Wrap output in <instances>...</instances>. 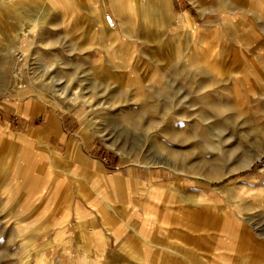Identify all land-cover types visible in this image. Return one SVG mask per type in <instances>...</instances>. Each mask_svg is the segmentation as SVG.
Instances as JSON below:
<instances>
[{
  "label": "rangeland",
  "instance_id": "1",
  "mask_svg": "<svg viewBox=\"0 0 264 264\" xmlns=\"http://www.w3.org/2000/svg\"><path fill=\"white\" fill-rule=\"evenodd\" d=\"M121 2L0 5V264H264V0Z\"/></svg>",
  "mask_w": 264,
  "mask_h": 264
},
{
  "label": "bare ground",
  "instance_id": "2",
  "mask_svg": "<svg viewBox=\"0 0 264 264\" xmlns=\"http://www.w3.org/2000/svg\"><path fill=\"white\" fill-rule=\"evenodd\" d=\"M22 1H25V0H0V4H5L6 5V4H12L14 2H22ZM138 1H139V8L145 9L146 6H147L146 0H138ZM159 1L161 2V0H159ZM113 8H114V11H115V13H116V15L118 17H120V18L122 17L124 20H126L125 18H128L127 11H126V9H124V7H122L121 0H113ZM128 10L131 11L129 8H128ZM93 12L95 13V15L98 16V19L100 20L99 21V25H97L96 31L99 32L100 34H102V37L105 38V39L115 38V36H116V28L117 27L114 26L115 25L114 19H112L113 24L110 25L107 22V20H106V15L107 14L106 13L104 14L103 11H102V8L99 7V6H94L93 7ZM144 16L146 17V16H148V14L144 13ZM104 21L109 26L108 28L105 27Z\"/></svg>",
  "mask_w": 264,
  "mask_h": 264
},
{
  "label": "crops",
  "instance_id": "3",
  "mask_svg": "<svg viewBox=\"0 0 264 264\" xmlns=\"http://www.w3.org/2000/svg\"><path fill=\"white\" fill-rule=\"evenodd\" d=\"M19 3H21V2H16L15 4H10V6H9V9H13V7L14 6H16L17 4H19ZM1 5V4H0ZM99 7H101L102 8V10L104 9V6H99ZM14 9H16V8H14ZM112 11H114V9L112 10ZM115 12V11H114ZM92 14V15H91ZM116 14V13H115ZM89 16H90V21H91V25H99V19H98V16L97 15H95V13L93 12V8H92V11L89 13ZM93 18H95L94 20H93ZM115 21V20H114ZM104 25H105V27L106 28H108L109 26L106 24V22L104 21ZM45 130H52V129H56V123H55V121L52 119V117L51 116H48L47 117V120H46V124H45V128H44ZM82 136H84L83 134H82ZM34 194V193H33ZM41 254H43V253H41ZM43 257H45L44 256V254H43Z\"/></svg>",
  "mask_w": 264,
  "mask_h": 264
},
{
  "label": "built area",
  "instance_id": "4",
  "mask_svg": "<svg viewBox=\"0 0 264 264\" xmlns=\"http://www.w3.org/2000/svg\"><path fill=\"white\" fill-rule=\"evenodd\" d=\"M109 16H110L109 14L106 15V20H107V22H108L110 25H112V24H113V21H112V18H110Z\"/></svg>",
  "mask_w": 264,
  "mask_h": 264
}]
</instances>
